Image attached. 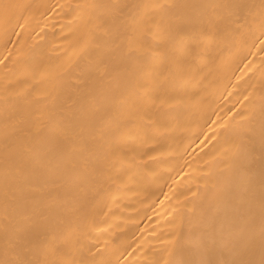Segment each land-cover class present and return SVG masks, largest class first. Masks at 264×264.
<instances>
[{
    "label": "bare ground",
    "instance_id": "6f19581e",
    "mask_svg": "<svg viewBox=\"0 0 264 264\" xmlns=\"http://www.w3.org/2000/svg\"><path fill=\"white\" fill-rule=\"evenodd\" d=\"M0 264H264V0H0Z\"/></svg>",
    "mask_w": 264,
    "mask_h": 264
}]
</instances>
